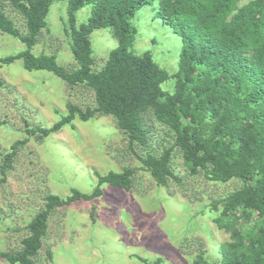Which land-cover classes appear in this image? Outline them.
<instances>
[{
  "label": "trees",
  "instance_id": "1",
  "mask_svg": "<svg viewBox=\"0 0 264 264\" xmlns=\"http://www.w3.org/2000/svg\"><path fill=\"white\" fill-rule=\"evenodd\" d=\"M57 1L0 0V33L25 46L18 54L0 58V67L21 60L26 71L51 72L70 89L90 90L94 106L83 111L67 104V114L47 128L23 120L25 136L2 157L0 186L18 147L30 139L43 142L75 118L87 122L110 117L127 136L131 152L136 143L141 148L150 144L154 121L171 135L172 143L158 155L133 154L155 184L166 187L170 179L181 184L171 165L174 152L189 176L201 173L207 182L219 184L239 181V188L208 205V219L227 235L216 247L218 264H264V0H66L63 32L76 65L71 70L59 66L54 55L32 53ZM4 2L23 19L24 34L4 13ZM153 2L161 23L181 39L173 73L161 68L150 53L130 51L137 34L132 23L136 12ZM86 6L90 15L77 26L76 13ZM101 29H108L117 45L102 67L94 70L90 35ZM168 82L173 83L171 90L163 89ZM94 172L97 185L91 194L71 189L69 196L61 198L47 192L42 208L25 226L21 250L0 252V260L35 264L53 212L100 197L103 184L126 192L131 189L133 168L104 176ZM46 253L52 259L51 250ZM203 253L199 245L194 264H209ZM137 258L143 264H162Z\"/></svg>",
  "mask_w": 264,
  "mask_h": 264
},
{
  "label": "rangeland",
  "instance_id": "2",
  "mask_svg": "<svg viewBox=\"0 0 264 264\" xmlns=\"http://www.w3.org/2000/svg\"><path fill=\"white\" fill-rule=\"evenodd\" d=\"M65 2L57 1L50 7L47 30L42 31L32 53L54 55L59 66L71 70L76 65L63 32ZM3 5L4 13L24 34L21 16L6 2ZM89 15V6L79 10L76 25L83 24ZM132 23L137 34L130 51L136 55L148 52L161 68L169 73L176 71L181 39L156 16V3L137 11ZM90 40L94 70H99L117 43L108 29L94 31ZM24 50L17 39L0 33V58ZM0 80V122H6L0 126V164L10 146L25 136L23 120L47 128L67 114V104L83 111L94 106L93 94L87 88L70 89L51 72L26 71L21 60L2 65ZM172 84L168 82L162 88L171 90ZM151 127L150 144L141 148L136 143L132 152L127 136L110 117L87 122L75 118L43 142L30 139L18 147L12 169L0 186V252L21 250V240L27 234L25 226L42 208L47 192L61 198L69 196L71 189L91 194L97 185L94 171L104 176L128 167L134 169L129 191L103 184L100 197L53 212L35 264H143L137 257L148 263L194 264L199 245L205 260L218 264L216 247L227 240V235L208 219V205L241 183H211L201 173L189 176L174 152L171 165L181 184L170 179L166 187L157 186L133 154L158 155L172 143L166 129L154 121ZM48 249L52 259L46 253ZM0 264L8 263L0 260Z\"/></svg>",
  "mask_w": 264,
  "mask_h": 264
}]
</instances>
